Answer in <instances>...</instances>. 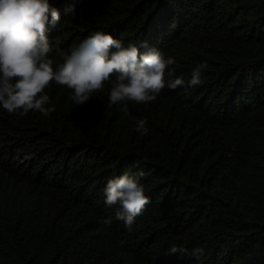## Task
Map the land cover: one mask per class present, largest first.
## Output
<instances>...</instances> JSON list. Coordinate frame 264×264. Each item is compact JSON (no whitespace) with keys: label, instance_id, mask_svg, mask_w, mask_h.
Returning a JSON list of instances; mask_svg holds the SVG:
<instances>
[{"label":"trees","instance_id":"16d2710c","mask_svg":"<svg viewBox=\"0 0 264 264\" xmlns=\"http://www.w3.org/2000/svg\"><path fill=\"white\" fill-rule=\"evenodd\" d=\"M49 4L54 67L100 31L172 57L185 86L127 112L110 84L80 106L51 84L47 118L0 107V264H264V0ZM140 169L149 203L129 231L103 190ZM172 245L203 254L165 256Z\"/></svg>","mask_w":264,"mask_h":264},{"label":"clouds","instance_id":"9594fccd","mask_svg":"<svg viewBox=\"0 0 264 264\" xmlns=\"http://www.w3.org/2000/svg\"><path fill=\"white\" fill-rule=\"evenodd\" d=\"M59 20V12L49 0H0V107L7 113L23 117L38 112L50 117L55 107L49 106L46 89L53 83L70 90V99L76 106L84 105L110 84L109 103L122 104L123 112L128 111L127 102L147 104L155 101L166 86L172 90L185 86L183 77L175 76L170 67L176 63L172 57L165 58L156 49L141 52L136 45L125 47L100 31L77 42L54 67L47 35ZM143 46L147 47L146 42ZM206 68V63L197 65L187 86L199 85L202 69ZM146 123L145 119L137 120L136 131L147 135ZM144 175L140 169L135 175L125 173L111 178L103 190L106 206L118 205L115 218L123 221L129 231L149 203L140 183ZM103 222L110 225L112 220ZM202 254L203 249L189 253L176 245L164 253L177 258Z\"/></svg>","mask_w":264,"mask_h":264}]
</instances>
